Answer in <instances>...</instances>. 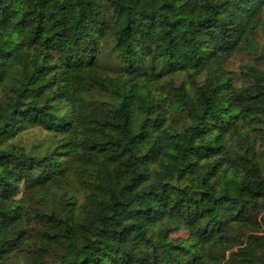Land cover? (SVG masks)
<instances>
[{
    "label": "trees",
    "instance_id": "trees-1",
    "mask_svg": "<svg viewBox=\"0 0 264 264\" xmlns=\"http://www.w3.org/2000/svg\"><path fill=\"white\" fill-rule=\"evenodd\" d=\"M263 202L264 0H0V264H264Z\"/></svg>",
    "mask_w": 264,
    "mask_h": 264
},
{
    "label": "rangeland",
    "instance_id": "rangeland-1",
    "mask_svg": "<svg viewBox=\"0 0 264 264\" xmlns=\"http://www.w3.org/2000/svg\"><path fill=\"white\" fill-rule=\"evenodd\" d=\"M106 60L108 64L113 67H119V61L115 58L114 53L111 52V48L108 49L106 53ZM259 60H256V57H252L246 54L237 55L231 64L229 65L228 69L230 70L232 76L234 77V81L237 85H241L248 81L246 79V75L242 72L246 70V64L254 63L257 64ZM258 65V64H257ZM183 77H180L179 80L181 81ZM49 134L41 129V128H30L24 132H22L18 138L16 139V143L18 145L24 146L26 148L39 145L45 140L49 139ZM262 214L264 215V202L262 204ZM188 235L187 230H180L178 232L173 233L174 237H185ZM32 247V246H31ZM22 263V262H21ZM18 260H12L10 264H21Z\"/></svg>",
    "mask_w": 264,
    "mask_h": 264
}]
</instances>
